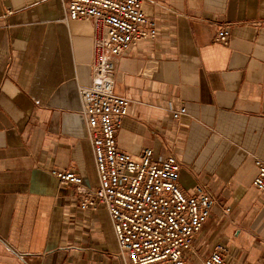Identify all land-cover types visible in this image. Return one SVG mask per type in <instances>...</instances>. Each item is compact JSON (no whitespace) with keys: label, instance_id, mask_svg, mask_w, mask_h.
Returning a JSON list of instances; mask_svg holds the SVG:
<instances>
[{"label":"crops","instance_id":"0c3cea01","mask_svg":"<svg viewBox=\"0 0 264 264\" xmlns=\"http://www.w3.org/2000/svg\"><path fill=\"white\" fill-rule=\"evenodd\" d=\"M142 7L157 35L116 60L113 90L131 100L117 146L173 152L180 187L214 196L184 264H202L217 242L228 264L232 243L264 264V195L252 184L264 162V0ZM63 15L61 0H0V264H121L106 209L80 207L98 185L77 91L90 83L92 24ZM53 169L76 172L80 188Z\"/></svg>","mask_w":264,"mask_h":264},{"label":"built area","instance_id":"2783aa9c","mask_svg":"<svg viewBox=\"0 0 264 264\" xmlns=\"http://www.w3.org/2000/svg\"><path fill=\"white\" fill-rule=\"evenodd\" d=\"M63 22L86 19L92 24L90 83L77 88L95 164L98 185L85 191L82 209L103 206L112 223L121 264H184L183 252L209 217L214 196L198 183L192 192L179 184L180 162L173 152L154 156L144 147L138 156L119 149L116 131L128 115L131 100L113 90L116 60L142 40L157 35L143 10V0H61ZM214 41L227 44L229 31L218 28ZM178 120L185 106L169 107ZM253 186L264 195V162L256 160ZM51 173L62 185L80 188V176L69 169ZM228 247L214 244L202 264H228Z\"/></svg>","mask_w":264,"mask_h":264},{"label":"rangeland","instance_id":"374dc122","mask_svg":"<svg viewBox=\"0 0 264 264\" xmlns=\"http://www.w3.org/2000/svg\"><path fill=\"white\" fill-rule=\"evenodd\" d=\"M229 247L231 251L229 256L230 261H233L236 264H255L253 255L247 254L245 252V250L248 248H246L244 245L232 243Z\"/></svg>","mask_w":264,"mask_h":264}]
</instances>
